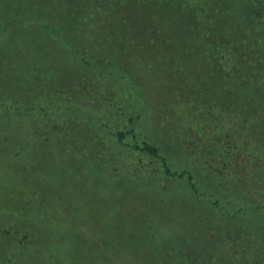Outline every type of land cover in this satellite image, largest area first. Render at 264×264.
Listing matches in <instances>:
<instances>
[{
  "label": "rangeland",
  "instance_id": "374dc122",
  "mask_svg": "<svg viewBox=\"0 0 264 264\" xmlns=\"http://www.w3.org/2000/svg\"><path fill=\"white\" fill-rule=\"evenodd\" d=\"M6 68L0 264H247L232 214L264 229V0H0Z\"/></svg>",
  "mask_w": 264,
  "mask_h": 264
},
{
  "label": "trees",
  "instance_id": "16d2710c",
  "mask_svg": "<svg viewBox=\"0 0 264 264\" xmlns=\"http://www.w3.org/2000/svg\"><path fill=\"white\" fill-rule=\"evenodd\" d=\"M17 20H19V19H17ZM35 22H38V20L32 19L30 21L29 20L25 21L22 24H24L25 30H27L28 32L33 30V32H34L35 29H33V24H35ZM15 23L17 24L16 21H15ZM39 24H41V23H39ZM18 26H20V25H17L16 28ZM49 31H50V34L53 35L54 38L55 37H59L60 38L59 31L56 30L54 27H53V29H49ZM52 31H53V33H52ZM51 35H47L48 37L45 39L46 41L45 40L43 41L44 43H46L47 46H52L51 44L50 45L48 44V43L51 42L50 41L51 37H52ZM64 43H63V45H60V43H58V44L60 46L66 47V48H69L70 46H71V48L73 47V43L72 42H64ZM67 50H69V49H67ZM71 58H72V56H71ZM27 59L28 58L26 56V58H22V59H20L18 61L15 59L14 62L16 61V65L17 64L21 65V66L24 65L26 67V65L30 64V61L32 60L31 58H29L30 61L27 60ZM22 63H26V65L25 64L22 65ZM31 66L32 65H30L29 67L27 66V68L25 70H22V68H21L22 71H26L25 75H30L31 73H33L32 70L34 69V67L31 68ZM47 67L48 66H44V64L40 65V67L38 68L39 76H41V74H44L43 72H44V70H46ZM76 69H77V67H76ZM7 70H9V69L6 68L4 73L0 74V85L1 84L4 85L5 81H7V80L9 81L8 77L11 78V76H10L11 74H7ZM11 72H12V76H13V80L11 81L12 82L11 86H13V88L15 90V93L13 94V97L9 96L12 99H11L10 102H5L4 103L5 106L3 108H5V109L9 108V109L14 110L15 112H18V111H22V110H24V108H26V106H27L26 103L30 99H29V96L27 95L28 92L22 91V90L20 91L18 85L16 87V84L14 83L15 79H17L16 77H14L15 74L17 73V71L12 70ZM143 148L145 150H147L149 153H155V151H156V149L153 146H150V145H147V144H144ZM165 170L167 171L166 167H165ZM236 213H239L240 215H236ZM236 213L232 214V217L234 219L233 222L235 223L233 226H235L234 228L240 227L239 229L243 230L244 235H245L244 237L242 236L243 243H247L249 245V246H247V245L242 244V247L239 246L240 249H241L240 252L242 253L241 256H246L247 257L246 258V260H247L246 263L247 264H264V229L259 227L260 223H261L260 222L261 220H259L257 218H253V217L251 218L250 217L251 212L249 210H246V209L245 210H238ZM208 247H211V246L210 245L207 246L206 249ZM253 253L254 254L256 253L254 258L250 257ZM248 257H250V258L248 259Z\"/></svg>",
  "mask_w": 264,
  "mask_h": 264
}]
</instances>
